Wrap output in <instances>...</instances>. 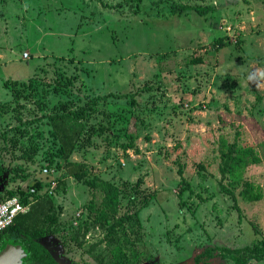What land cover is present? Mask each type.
<instances>
[{
	"label": "rangeland",
	"instance_id": "1",
	"mask_svg": "<svg viewBox=\"0 0 264 264\" xmlns=\"http://www.w3.org/2000/svg\"><path fill=\"white\" fill-rule=\"evenodd\" d=\"M102 1L0 0V195L45 181L52 161L48 169L67 190L51 194L57 221H46L41 243L60 264H108L117 247L127 264H192L207 247L259 242L252 225L264 230V0ZM174 4L211 10L172 15ZM225 38L229 44L215 48ZM196 58L202 64L190 63ZM6 81L18 83V103ZM136 90V106L109 98L88 114L90 134L71 158L89 166L87 178L122 189L120 215L140 207L130 201L139 178L142 193H155L138 211L139 226L131 221L108 246L103 228L83 234L88 202L101 196L66 177L47 117ZM126 131L134 146L124 151ZM222 137L261 159L243 178L262 188V200L248 203L235 190L241 218L217 184ZM178 166L192 190L182 196Z\"/></svg>",
	"mask_w": 264,
	"mask_h": 264
},
{
	"label": "trees",
	"instance_id": "2",
	"mask_svg": "<svg viewBox=\"0 0 264 264\" xmlns=\"http://www.w3.org/2000/svg\"><path fill=\"white\" fill-rule=\"evenodd\" d=\"M97 1L103 4L102 0ZM191 9L200 15L211 10V8L208 7L192 8L188 5L174 4L171 6V14L180 15L182 12ZM226 44H229L227 38L218 40L214 43V46L215 48H220ZM190 63L193 65H199L202 64V59L196 58L191 60ZM4 86H11L10 89L12 90L13 100L18 103L20 99V91L17 88L18 83L15 81H6ZM151 89L152 87L144 85L141 90L149 91ZM138 93H140L139 90H136L133 94H108L104 96H96L95 98L89 99L86 102L85 107L79 110L62 111V113L49 115L47 117L48 124L52 129L51 134L57 143L56 155L63 161L61 168L65 171L66 177L73 178L101 196L99 204H97L93 198L88 202V217L83 225V234L91 226L103 228L106 232L105 240L108 246L117 243V239L112 236L118 230L124 231V229H126L125 226L130 228L131 221L139 226L140 220L137 216L138 211L149 204L150 200L155 197V193H142L141 186L143 180L142 178H139L131 185L132 195L130 201L139 199L140 207H138L132 215L128 213V211L120 215L122 189L113 182L104 180L98 176L87 178L86 175L89 166L86 163L72 161L71 158L77 150L80 141L86 137V134H90L89 129H85L84 122H86L89 113L98 112L97 107L100 102L104 103L109 98H129L131 105L136 106L137 102L135 97ZM1 109L0 106V112ZM100 133L101 132H99V134ZM126 138L127 143L122 144L124 151L129 150L134 146V135L132 133L128 134L126 131ZM89 140V137H87V141ZM237 140L238 138H235L233 142H229L224 137L219 140V178L217 179V184L219 190L223 194L228 195L234 201V207L238 212L239 218H241V210L237 205V195L235 190L240 188L238 195L242 200L251 204L262 200L263 192L261 187L243 178V171L251 165L260 164L261 159L255 153L253 148H241ZM52 164V161H49L48 168L52 167ZM177 173L183 184V186L180 187L179 195L182 196L185 190L192 192L190 184L183 177L182 166H178ZM42 178H44L43 180L45 181L33 179L31 184L23 187L17 186L15 190L8 191L6 195H0V201L9 197L20 196L24 202H27L28 197L32 196L28 192L29 188H34L38 193L44 188V186L48 187L52 180L51 175H44ZM56 181L57 186L54 189V192L61 191L62 193H66L67 186L65 181L61 179H56ZM122 184V186H127L126 183ZM35 199H37V201L30 206V210L25 214L17 216L13 224L0 234V251L7 245L21 246L25 253V257L22 259V264H60L58 260L41 244V240L47 235V228L45 227L46 221H48V223L57 221V217L50 215L54 208L52 195L44 192L42 195H37ZM252 228L257 234L262 235V239H260L259 242L238 248L225 246L207 247L204 251L194 256L192 264H211V260L215 257H220L233 264L264 262V230L258 231L257 227L253 225ZM78 235L79 231L75 233L73 239L77 241ZM78 244L81 246L82 243L80 242ZM94 247L95 246H91L89 251ZM111 257L112 258L108 264H127V256L121 251L120 247H117L111 253Z\"/></svg>",
	"mask_w": 264,
	"mask_h": 264
},
{
	"label": "built area",
	"instance_id": "3",
	"mask_svg": "<svg viewBox=\"0 0 264 264\" xmlns=\"http://www.w3.org/2000/svg\"><path fill=\"white\" fill-rule=\"evenodd\" d=\"M23 58H28V53H23ZM42 172L45 176H52V169L44 168ZM56 186L57 181L52 176V180L45 192L51 195ZM28 192L31 195L36 194L34 188H29ZM31 204V196L28 197L27 202H24L20 196H13L0 201V234L13 224L17 216L27 213L30 210Z\"/></svg>",
	"mask_w": 264,
	"mask_h": 264
},
{
	"label": "water",
	"instance_id": "4",
	"mask_svg": "<svg viewBox=\"0 0 264 264\" xmlns=\"http://www.w3.org/2000/svg\"><path fill=\"white\" fill-rule=\"evenodd\" d=\"M24 257L25 253L21 246L7 245L0 251V264H22Z\"/></svg>",
	"mask_w": 264,
	"mask_h": 264
},
{
	"label": "clouds",
	"instance_id": "5",
	"mask_svg": "<svg viewBox=\"0 0 264 264\" xmlns=\"http://www.w3.org/2000/svg\"><path fill=\"white\" fill-rule=\"evenodd\" d=\"M261 78H264V73L261 74Z\"/></svg>",
	"mask_w": 264,
	"mask_h": 264
}]
</instances>
